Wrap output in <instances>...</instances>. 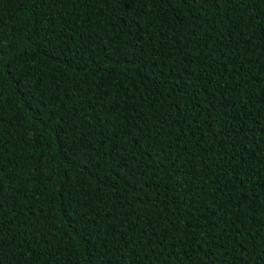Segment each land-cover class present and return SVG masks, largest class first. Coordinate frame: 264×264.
<instances>
[{
	"label": "trees",
	"instance_id": "16d2710c",
	"mask_svg": "<svg viewBox=\"0 0 264 264\" xmlns=\"http://www.w3.org/2000/svg\"><path fill=\"white\" fill-rule=\"evenodd\" d=\"M0 264H264V0H0Z\"/></svg>",
	"mask_w": 264,
	"mask_h": 264
}]
</instances>
